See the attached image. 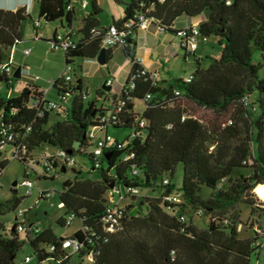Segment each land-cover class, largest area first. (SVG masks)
I'll use <instances>...</instances> for the list:
<instances>
[{
	"label": "trees",
	"instance_id": "1",
	"mask_svg": "<svg viewBox=\"0 0 264 264\" xmlns=\"http://www.w3.org/2000/svg\"><path fill=\"white\" fill-rule=\"evenodd\" d=\"M118 2L123 4V17L114 23H135L143 11L153 18L151 26H161L164 32L175 35L181 30L188 32L192 26L176 29L178 18L205 14L206 19L197 24L201 38L217 37L222 50L217 56H207L210 61L206 67L191 52L196 63L191 81L176 78L169 87L140 75L141 64L133 63L126 80L134 77V87L129 91L132 99L108 125L100 122L108 110L96 99H84L80 83L55 79L50 89L56 90L54 100L62 94L68 96L57 109L31 105L43 95L34 84H27L16 95L0 93V143L19 154L25 150L16 159L24 170L26 161L35 157L34 151L45 145L70 156H88L93 169L89 132L103 126L108 133L110 127L131 131L105 148L103 165L94 169L98 172L95 179L77 169L73 178L62 182L59 204L65 211L57 223L67 226L70 214L81 220L80 229L63 237L76 240L78 249L64 248L62 236H57L51 226L37 228L30 221L33 225L19 231L16 220L8 227L0 219V264H17L25 242L33 250L26 256L35 258V264H251L264 242V229L257 224L261 215L249 197L252 189L257 193L264 183V79L259 75L264 65V0ZM37 4L38 18L43 22L63 19L71 26L75 20L74 9H67L70 0H38ZM91 5L87 24L80 30L82 37L64 53L66 63L76 57L94 58L103 48L101 37L90 31L97 27L94 15L100 10L96 0ZM27 20L33 19L26 6L0 9V68L9 60V50L20 41L21 25ZM181 48L188 56L187 49ZM256 50L261 51L262 62H253ZM108 52L105 49L106 59ZM129 56L134 59V55ZM2 79L7 85L6 75ZM147 94L150 100H145ZM245 98L253 101L245 105ZM135 99L144 100L142 112L134 111ZM230 112L233 115L227 124L222 119ZM54 115L60 118L53 119ZM129 153L134 157L124 159ZM9 161H0V171L4 172ZM179 164L182 181L177 185L172 179ZM135 168L138 173H133ZM221 182L225 185L219 186ZM118 186L125 198L144 192L151 195L139 201L135 213H131V204L125 206L120 225L108 232L105 216L110 201L106 194ZM204 189L211 190L209 196H203ZM11 193L0 201V216L17 213L21 207L25 196L14 189ZM171 194H178L181 201L167 200ZM40 199L47 198L38 196ZM241 201L255 218L249 225L252 235L247 237L240 234L238 215L226 217ZM186 212L198 217L209 215V222L204 228L198 227Z\"/></svg>",
	"mask_w": 264,
	"mask_h": 264
},
{
	"label": "rangeland",
	"instance_id": "2",
	"mask_svg": "<svg viewBox=\"0 0 264 264\" xmlns=\"http://www.w3.org/2000/svg\"><path fill=\"white\" fill-rule=\"evenodd\" d=\"M82 1L83 0H72L73 5L75 6L76 9V15H77V22L76 26L80 24L78 21L79 18L83 16L84 10H82ZM122 2V0H120ZM100 5H101V12L99 13V18L102 20V22H110L112 16H115V18H118L123 15V4L119 3L117 0H100ZM91 3L90 0H88V5H87V10H91ZM29 10V9H28ZM30 12V10H29ZM121 14V15H120ZM38 16V6L37 4L34 5V13H33V18L36 19ZM30 21V20H27ZM180 21V20H179ZM179 21H176V23H180ZM52 22H43L42 27H52L57 25L58 23H52ZM178 39V36H176V41ZM179 41V40H178ZM212 42L209 41H199V47L196 50V55L197 57H204L203 60V66L206 67L209 63V59H205L206 56H210L212 54H220L222 47L218 44L217 41L211 40ZM29 48V47H28ZM52 51V50H51ZM176 51L178 52V57L174 58L172 60V66L173 70L175 73L176 78L177 76H180L184 79L188 77L192 71L195 69L196 63H195V56L191 54L190 51H188V56L185 58V52L183 49H179V46H177ZM51 55V65L47 66H42V70L39 71L40 75L46 78V80L50 78H56V76H60L63 72L64 66L62 63V52H57L54 53L53 55L50 54V50H47V57L50 58ZM254 63H259L262 62V56H261V51L256 50L253 54L252 58ZM76 71H72V83L76 84L77 79L80 75V72L78 70V67H75ZM260 77L264 79V65L259 71ZM166 76V75H165ZM174 82V81H173ZM5 86L6 83L2 82ZM1 83V84H2ZM2 84V85H3ZM87 84L89 87V96L90 99H94L96 97V92L94 91V86L96 84V80L94 78L88 77L87 79L84 80V86ZM99 86V85H98ZM16 90L13 91V95L18 94L20 91V84L16 86ZM85 89V88H84ZM100 89L102 87L100 86ZM6 89L4 92V96H6ZM56 93V90L52 89L50 96L51 98L54 97V94ZM56 98V97H55ZM253 101L252 98L248 100L249 103ZM135 111L136 112H142L145 108V102L142 99H135ZM209 113V112H208ZM233 115L232 112L225 114L223 116L222 121L226 122L228 121L227 124H230V116ZM213 117V114H211ZM130 129L129 128H122V127H110L109 128V133L113 136L114 139H124L127 135L130 134ZM91 150V148H90ZM58 148L54 146H48L45 145L43 147H39L34 151V155L37 157L43 154H57ZM76 166H80L83 170V174L95 179L97 177L98 172L91 170L92 167V162L86 155H78L76 156ZM79 164V165H78ZM74 166H68L66 172H61L60 168H56L49 172V177L48 179H42L40 181V185L45 188V189H50L53 190V193L51 196L47 199H40L37 200V191H33L30 196L25 197L22 200L21 207L23 208H30L29 210L27 209V214H26V221H33L36 225L39 227H48L52 226V229L54 230L55 234L57 236H70L72 235L75 231L81 228V220L79 218H76L73 220L71 225L69 226H61L57 223L58 218H60L64 214V209L61 207V204H59V190L62 187V182L68 178H73L74 173L72 172V167ZM106 166V164H105ZM35 169L38 172L42 171V167L38 164L34 165ZM248 171V170H247ZM24 175V165L16 160V159H10L3 176L0 179V200L4 201L7 198L11 196L12 189L16 190L18 195L24 194V187H22L19 183ZM32 177L35 176V173L32 172L31 174ZM173 182L177 185L181 184L182 181V167L179 164L176 168V173L173 177ZM17 181L18 183L16 185H13V182ZM225 183H220L219 186H224ZM12 188V189H11ZM259 192V190H258ZM211 193V190L204 189L203 191V196L207 197ZM151 195L150 193H141L135 197H127L124 198L119 202V205L127 206V205H132L134 207L131 210V213H135L137 209V205L141 199L144 197H149ZM253 201H255V205L258 207V212L261 216H259L257 220V224L259 227H262L264 229V199L258 196V194L255 191V188L252 189L251 195L249 196ZM116 200H118L117 197H115ZM115 199H109L111 204L114 203ZM250 207L247 206L244 202H239L235 204L226 214V217L231 215L232 213H235L238 215V221L240 223L238 224V227L240 228V234L242 237H247L249 235H252V231L249 230V225L255 223L254 219L252 216H250ZM15 215L13 211L5 214L4 216H0V219L5 221L8 227H12L13 224L15 223ZM185 215L187 218L192 217L193 220L196 221L198 227H206L207 223L209 222V215L205 216H195L191 212H186ZM33 250L30 248L29 244L27 242L24 243L23 248L19 251L17 257H16V262L17 264H35L36 260L33 258L29 262H24L25 256L26 255H32ZM251 264H264V242L261 247V252L258 256V258L253 257Z\"/></svg>",
	"mask_w": 264,
	"mask_h": 264
},
{
	"label": "crops",
	"instance_id": "3",
	"mask_svg": "<svg viewBox=\"0 0 264 264\" xmlns=\"http://www.w3.org/2000/svg\"><path fill=\"white\" fill-rule=\"evenodd\" d=\"M37 1L38 0H0V9L14 10L20 6H26L27 10L28 9L30 10V12L29 10L28 12L30 13L33 19L32 21L31 20L24 21L22 23L21 39L8 52L9 55L13 59L12 66L14 69V74L17 71V76L14 75V79L11 85L5 86L3 83H2L3 85L2 84L0 85V93L2 95L4 94L5 89L7 90L6 91L7 95L12 94L13 91L16 90L17 88L16 86L19 84H20L19 91L22 90L27 84H34L40 90L47 89L49 87L50 80L56 79L61 76V75L60 76L58 75L56 76V78H50L46 80V78L41 76L39 73V71L42 70V66H47L49 65V63L51 65V55H50V58L47 57V50H50V54L52 55L54 53L60 52V51H51L48 40L56 32H63L66 30L72 31L77 40L80 39L83 35L80 30L85 24H87L86 18L92 12V7H91V10H87V6L82 7V10H84V13H83V16L78 19L80 24L76 26L78 17L76 15L75 6L73 5L72 0H70L71 5L73 6V9L75 11V16H76L71 26H68L63 19H56L50 22L52 23L57 22L58 26L55 25L53 26V28L52 27L49 28V27H42L43 26L42 24L40 28H37L34 25V22L35 20L39 18L38 17L36 19L33 18L34 5L37 4ZM91 1L92 0H90V3ZM96 1L100 8L99 12L94 15V18L97 21V27L106 26L123 17V15L118 18H115V16H112L110 22H102V20L99 18V13L101 12L100 0H96ZM205 19H206L205 14H200L195 17L181 16L180 18L176 20V21L180 20L179 21L180 23L175 22L174 27L176 29H180V28L188 27L190 25H197ZM176 36L177 35H175L172 32L159 31V29L156 26L152 25L145 30L138 31L137 36L129 44L127 48L105 47V49H108L109 51L108 59H106L105 57V60H106L105 63L99 62L98 60L99 54L94 58L76 57L73 59L72 66H73L74 72L76 71L75 70L76 66L78 67V70L80 72L79 77L76 78L77 83L81 84L82 91L86 92L88 95V99H90L89 87L87 86V84L84 86V80L87 79L88 77L94 78L96 80V84L94 86L96 97L94 99L98 101V105L108 106L112 100L118 99L120 96H122V90L124 88V84L126 83L130 70L132 68L129 55H134L135 57L142 58L143 67L149 70L159 71L161 74L160 85L162 87H169V85L174 81V79H176L173 66H172V60L178 57V52L176 51L177 46H179V49H182L180 46L179 37L177 41L175 40ZM200 40L201 41L206 40V41L212 42L211 40L217 41V37H214V36H210L206 38L202 37ZM28 47L31 49V51L28 55H25L23 51L24 49H27ZM128 52L130 53L129 55H128ZM195 55H196V51H195ZM212 55L217 56L219 54H216V55L212 54ZM185 58H187L186 55H185ZM196 58L200 59L201 65L203 66L204 57L201 58V57L196 56ZM205 59H207V56L205 57ZM62 63H63V66L66 65V59H65V55L63 52H62ZM27 66H30V68H27ZM35 75H38L39 79L35 80L34 79ZM177 77L182 78L180 76H177ZM108 78H113V82L110 85H107L106 83ZM100 86L102 87V89H100ZM50 93H51V90H49L47 94L48 98L54 100L56 95L54 94V97L51 98L49 97ZM134 111H135V103H134ZM52 118L57 119L60 117L54 115V117ZM64 167L66 166H63L60 169L61 172L62 171L66 172L67 167L65 170H63ZM77 169L81 170L83 174V170L80 166L72 167V172L75 173ZM91 170L94 171V169H91ZM40 181H39V184H40ZM37 200H38V195H37ZM115 202L119 203L120 201L115 199Z\"/></svg>",
	"mask_w": 264,
	"mask_h": 264
},
{
	"label": "built area",
	"instance_id": "4",
	"mask_svg": "<svg viewBox=\"0 0 264 264\" xmlns=\"http://www.w3.org/2000/svg\"><path fill=\"white\" fill-rule=\"evenodd\" d=\"M88 5L87 0L82 1V6L86 7ZM73 6L69 4L67 6V9H71ZM153 22V18L150 17V15L147 14V12H139L137 14V20L136 22L126 21L123 24L119 25L117 23H111L106 26L102 27H93L91 28V33L93 35H98L101 37L102 45L103 47H126L129 44L130 40H134L135 37L138 34V31L145 30L151 26ZM43 24L42 19H37L34 22V25L37 28H40ZM159 31H163V28L161 26H156ZM177 36L180 39V46L185 47L187 51L195 52L199 47V41L201 39L200 31L197 25H192L188 32L185 33V31H179ZM77 39L75 38L74 34L70 30H66L63 32H56L49 40V47L52 51H60L63 53H66L68 50L74 48L77 43ZM31 49L27 48L24 49V54L28 55L30 53ZM12 57L10 56L9 60L5 62L1 68H0V74L6 75L7 78V85H11L14 79V69L12 66ZM131 64L133 63H139L141 64L142 68L140 70V75H145L148 77V79L153 83H159L161 82V74L159 71H153L149 70L142 65V58L141 57H135L132 60L130 58ZM27 68H30V66H27ZM72 71L73 66L72 63H66L64 66L63 72L61 76L59 77L64 83H72ZM192 76L186 77V81H191ZM34 79H39L38 75L34 76ZM134 77L131 78V80L124 84V88L122 91V96H120L118 99H114L111 101V103L107 105H101L108 111L100 117V122L103 125H108L109 123L116 121L118 119V114L122 111L124 108V105L126 101L131 100V96L129 95V91L134 87L133 83ZM3 82V79L0 80V85ZM55 82V79H52L49 81V87L47 89L41 90L42 97L37 98L32 102V106L40 108V106H43L45 109H57L60 105H63L68 101V96L66 94H62L61 97L58 100H52L48 98V92L51 89ZM113 78H108L106 83L107 85L112 84ZM176 94H179L178 91H176ZM84 99H88V95L86 92L83 94ZM151 95L147 94L145 100H150ZM249 99L245 98L244 103L245 105L248 102ZM44 101H47V103H44ZM41 110V109H40ZM42 111H40V114ZM264 120V119H263ZM145 120H141L140 124L143 126L145 125ZM89 137L92 141V147L90 150V153L92 155V161H93V169H98L103 165V155L104 150L106 147L111 145L115 139L113 136L108 133L104 126L101 127H95L93 130L89 132ZM25 153V150H22V153L19 154V151L14 148H8L5 146V144L0 143V161L6 159H18ZM134 154L129 153L124 156V159L133 158ZM76 157L70 156L66 151L64 150H58L57 154H44L41 156L33 157L32 159H28L26 161V168L24 170L25 176L22 177L20 181V185L24 187L25 191L23 196L27 197L32 194V192L35 190L38 193L39 197H45L49 198L51 194L53 193V190L45 189L40 184L39 181L43 177H49V172L56 168H62L63 165L66 167L68 166H74L76 164ZM38 164L43 169L41 172H38L34 165ZM35 173V176L32 177L31 174ZM2 171H0V177H2ZM133 173H138V170L135 168L133 169ZM1 179V178H0ZM164 183H168V179H164ZM108 199H115V197L118 198L119 201L123 200L125 198V195L122 191V189L118 187H113L107 191L106 194ZM167 200L179 203L181 201L178 194H171V196H167ZM28 209V208H27ZM27 209L20 207L15 215V220L18 223V229L19 231H22L24 226L27 225H33L32 223H29L26 221V214ZM125 215V206L119 205L118 202H115L111 204L109 202L106 216H105V230L108 232H113L117 229V227L120 225L121 221L123 220ZM182 219H184V216H181ZM75 219L74 214H70L66 217V225L69 226ZM36 225V224H34ZM37 228H40L38 225H36ZM63 247L64 248H70L72 251L78 249L79 244L74 239H63ZM31 261L30 256H26L24 262Z\"/></svg>",
	"mask_w": 264,
	"mask_h": 264
},
{
	"label": "water",
	"instance_id": "5",
	"mask_svg": "<svg viewBox=\"0 0 264 264\" xmlns=\"http://www.w3.org/2000/svg\"><path fill=\"white\" fill-rule=\"evenodd\" d=\"M98 60H99L100 63H105L106 62V60H105V47H103L101 49V51H100V53L98 55ZM14 75L17 76V71H16V73ZM0 80H2L1 76H0ZM65 169H66V167L63 168V170H65ZM16 184H17V181H14L13 185H16ZM13 229H14V227H13ZM60 239L63 240V237H61Z\"/></svg>",
	"mask_w": 264,
	"mask_h": 264
},
{
	"label": "bare ground",
	"instance_id": "6",
	"mask_svg": "<svg viewBox=\"0 0 264 264\" xmlns=\"http://www.w3.org/2000/svg\"><path fill=\"white\" fill-rule=\"evenodd\" d=\"M261 184H263V185H261V187L258 189L259 192H258V190H257V193H258L260 196L264 197V183H261Z\"/></svg>",
	"mask_w": 264,
	"mask_h": 264
}]
</instances>
